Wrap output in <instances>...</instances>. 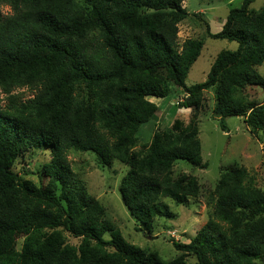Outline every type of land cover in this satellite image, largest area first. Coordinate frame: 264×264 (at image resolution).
<instances>
[{
    "label": "trees",
    "instance_id": "1",
    "mask_svg": "<svg viewBox=\"0 0 264 264\" xmlns=\"http://www.w3.org/2000/svg\"><path fill=\"white\" fill-rule=\"evenodd\" d=\"M184 1L0 0V264H186L189 254L197 264H264V191L245 167L222 169L209 194V220L189 242L175 241L182 253L167 261L114 228L68 158L91 151L102 167L126 164L123 201L150 227L157 217H175L166 199L185 205L201 194L195 175H174L173 168L178 159L207 165L199 137L205 91L216 94L223 130L231 116L264 130V102L234 96L236 87L264 90L257 70L264 7L254 11L255 0H243L221 31L206 29L238 46L222 50L207 79L188 86L204 41L188 38L180 48L179 24L189 16ZM3 4L12 12L4 14ZM174 85L187 93L178 107L191 109L189 121L177 117L141 142L142 125L159 120L150 97L166 98ZM24 87L34 96L14 92ZM43 146L51 158L43 166L47 181L37 184L14 166L22 153Z\"/></svg>",
    "mask_w": 264,
    "mask_h": 264
},
{
    "label": "rangeland",
    "instance_id": "2",
    "mask_svg": "<svg viewBox=\"0 0 264 264\" xmlns=\"http://www.w3.org/2000/svg\"><path fill=\"white\" fill-rule=\"evenodd\" d=\"M242 2L243 0L184 1L183 6L189 12V16L179 24L180 48L188 38H200L204 41L201 54L192 63L186 78L188 86L207 79L213 62L222 50L237 48L236 41L212 38L207 35L206 29L209 27L212 33L221 31L230 9L241 6ZM263 7L264 0H255L250 5V9L254 11ZM1 8L4 14L12 12L11 7L6 4ZM257 70L264 77V62ZM171 90L166 98L152 100L159 105V120L142 125L138 133L141 142L151 140L155 130L169 128L177 117L189 121L191 109L178 107V103L187 96V93L175 85ZM14 92L23 99L34 96V91L27 87L18 88ZM204 95L205 105L199 119V137L203 162L207 165L203 167L178 159L173 168L174 175L179 173L195 175L201 185V194L199 197L190 198L185 205H176L172 200L166 199L175 214L174 218L157 217L150 227L138 223L125 205L120 191L121 179L128 169L126 164L115 160L112 166L102 167L91 151L71 152L68 155L71 166L83 178L89 192L105 207V218L114 228L129 242L147 251L156 252L167 261L182 253L175 247V241L189 242L209 220L211 209L209 194L215 188L222 169L235 163L245 167L248 170L249 181L264 191V130L251 128L243 116L226 118L228 129L223 130L220 125L221 117L214 112L217 101L215 92L207 90ZM234 96L246 103L264 102V90L259 86L236 87ZM4 97L5 94L1 93L2 103H5ZM139 145L136 150L139 149ZM50 158L51 153L45 146L32 148L19 156L14 170L37 184L45 183L47 177L43 166ZM28 168L32 169L33 173L26 174ZM68 237L72 241L75 240L72 236ZM105 238H111L109 232L105 234ZM185 261L186 264H197L195 255H187Z\"/></svg>",
    "mask_w": 264,
    "mask_h": 264
},
{
    "label": "crops",
    "instance_id": "3",
    "mask_svg": "<svg viewBox=\"0 0 264 264\" xmlns=\"http://www.w3.org/2000/svg\"><path fill=\"white\" fill-rule=\"evenodd\" d=\"M156 97H150L151 100L155 99Z\"/></svg>",
    "mask_w": 264,
    "mask_h": 264
}]
</instances>
